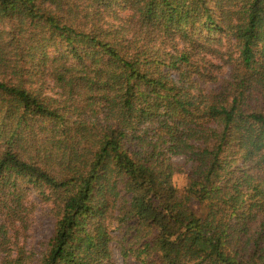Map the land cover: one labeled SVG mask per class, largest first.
Here are the masks:
<instances>
[{"label":"trees","instance_id":"obj_1","mask_svg":"<svg viewBox=\"0 0 264 264\" xmlns=\"http://www.w3.org/2000/svg\"><path fill=\"white\" fill-rule=\"evenodd\" d=\"M1 217L0 264H264V0H0Z\"/></svg>","mask_w":264,"mask_h":264},{"label":"rangeland","instance_id":"obj_2","mask_svg":"<svg viewBox=\"0 0 264 264\" xmlns=\"http://www.w3.org/2000/svg\"><path fill=\"white\" fill-rule=\"evenodd\" d=\"M162 70L164 72L167 71V69ZM223 71L224 77H228L229 69L226 68ZM172 75L175 76L177 74L172 73ZM202 86L207 89L216 87V85L214 86L212 84ZM175 161L182 162V159L176 158ZM176 184L180 189H184L187 185L186 176L184 174L177 175ZM27 206L30 213L27 217V225H25V228L22 227L19 229V224H17L15 225V228L11 229L10 224L5 223L10 229L6 235V242L7 245H9L8 247L10 251H13L12 255L14 256L17 255V250H25L28 254L33 252L35 256L39 255L46 249L48 242L54 233L56 219L52 205L44 203L37 197H30ZM192 207L197 215L201 216L204 213V208L198 203L195 202ZM1 218L0 222L4 223V218ZM5 258H7L5 251L0 248V263L3 262ZM113 260V264H125L124 259L115 248L113 250Z\"/></svg>","mask_w":264,"mask_h":264}]
</instances>
